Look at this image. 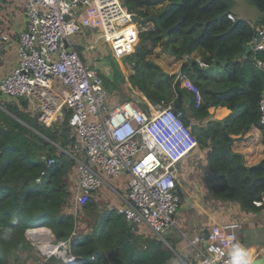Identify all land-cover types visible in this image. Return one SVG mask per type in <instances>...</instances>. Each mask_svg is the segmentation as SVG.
<instances>
[{"label":"trees","instance_id":"trees-1","mask_svg":"<svg viewBox=\"0 0 264 264\" xmlns=\"http://www.w3.org/2000/svg\"><path fill=\"white\" fill-rule=\"evenodd\" d=\"M248 1L260 11L254 22L241 15L235 20L229 18L228 14L234 11L228 0H124L129 10L141 16L160 14L162 25L172 28L163 37L152 24L140 31L135 50L124 56L133 69L129 81L142 92L144 100L173 101L177 100L178 91H182L187 99L194 98L191 108L199 119L211 117V107L230 110L222 119L210 118L207 125H193L191 129L199 144L209 147L206 155L209 190L222 200L238 201L246 212L264 211V158L248 165L242 153L229 147L226 133L242 138L253 127L264 133L259 105L264 91V69L254 65L256 57L264 60V50L242 54L256 29L264 27V0ZM162 4L165 6L152 13L154 6ZM158 47L184 59L179 72L169 73L153 58ZM195 50L201 51L207 66L190 56ZM180 75L187 76L199 89L198 104L196 94L188 93L181 85ZM119 76L125 83V76ZM102 77L107 90L112 84L118 85L108 78V72L102 73ZM136 96L132 100L147 107V102ZM2 102L0 236L5 230H11V236L8 240L0 239V264H23L24 253L32 256L35 245L26 230L39 226L51 228L57 240L68 241L69 250L79 257L76 264H172L179 253L176 243L167 236L164 240L156 234L150 237L138 233V228L132 230L116 207L101 206L90 197L79 213L67 209L72 194L69 172L75 162L67 153H58L54 142L67 147L75 140L70 136L68 121L48 126L22 111L18 102ZM182 118L189 125L185 114ZM51 157L55 161L48 164ZM78 216L85 227L89 226L88 230H76ZM28 236L31 238L30 230ZM39 264L67 263L51 256Z\"/></svg>","mask_w":264,"mask_h":264},{"label":"built area","instance_id":"built-area-1","mask_svg":"<svg viewBox=\"0 0 264 264\" xmlns=\"http://www.w3.org/2000/svg\"><path fill=\"white\" fill-rule=\"evenodd\" d=\"M5 1L24 3L27 24L18 34L0 30V51L15 47L18 52L14 69L0 73V93L31 98L37 119L47 125L70 113L68 126L85 153L84 157L70 154L77 172L71 196L73 208L80 209L107 183L106 177L127 174L128 192L118 211L132 230L146 225L163 238L164 231L178 226L175 215L184 201L178 189L176 165L198 147L197 136L184 122L182 110L175 109L174 100L162 99L147 108L134 100L109 106L102 74L85 62L72 42L73 36L95 30L118 55L125 56L135 49L140 34L133 19L135 12L124 0ZM228 16L236 19L233 13ZM249 43L254 52L264 50V27L256 29ZM254 65L263 70L264 60L256 57ZM185 86L196 92L199 103V89L189 80ZM259 105L264 124V91ZM54 161L51 157L48 164ZM241 227L238 220L213 222L207 237L195 235L190 240L196 249L194 261L231 264L232 246L242 245ZM29 239L38 244L44 259L56 256L67 264L79 260L69 250L67 240L54 237L51 245L55 247L45 251L39 239ZM199 242L203 247L197 245Z\"/></svg>","mask_w":264,"mask_h":264},{"label":"crops","instance_id":"crops-1","mask_svg":"<svg viewBox=\"0 0 264 264\" xmlns=\"http://www.w3.org/2000/svg\"><path fill=\"white\" fill-rule=\"evenodd\" d=\"M26 24H27V16L25 13V8H24L23 2H21V1L13 2V1L0 0V30L1 31H10L12 34L13 33L18 34L20 31H22L25 28ZM138 24H137V26H138ZM138 29H139V26H138ZM90 41L92 43H90ZM72 42H73L74 46L81 52V56L83 55L82 57L85 60V62L90 63L93 66H96L99 69L101 74L105 73L104 70L102 69L103 67H105V64H104L105 63L104 55H106L105 48H108V56L111 55L110 54V51H111L112 54H114V56L117 58L124 57V56L118 55L114 51L111 44L109 42L108 43L105 42V40L99 36V32L95 31V30L88 29V30L84 31L82 34H77V35L73 36ZM95 42L101 43L100 53H98L96 55H92L88 52L89 49H87V48H93ZM156 53L158 54V57H159V58H156V60L162 65V67L166 71H168L169 73L180 71V67L184 61L183 58L165 53V52L161 51L159 47H158V50ZM17 56H18V52H17V49L15 47H11L9 49L0 51V73L1 74L10 73L14 69V67L17 64ZM190 56L196 58L197 60H202V53L199 50H195L193 53L190 54ZM153 58L155 59V57H153ZM126 64H128L129 66H126ZM127 69H129V72L127 71ZM106 70L108 71V78L113 80V82H118V85L115 86L114 84H112L111 86L108 87V90H107L108 100H109L110 104H112L109 106H114L119 102H122L124 100H129V99H124V97L126 95L130 96L131 97L130 99L132 100V99H134V94H137L136 98H139L138 96H140L144 102H147V107H148V104L153 103V102H149V101L144 100L145 97L143 96L142 92L132 87V84L129 81L128 77H129L130 73L133 71V69L128 62L125 61L124 63H121V65L119 67H116V68L111 66L110 63H108V69H106ZM120 74H123L125 76V81H126L125 83L122 82V80L119 76ZM179 79H180L181 85L186 88L188 93H190V94H191V92L196 93L193 89L189 88L188 86H185L186 80L190 81V79L187 76L180 75ZM124 92H126V93H124ZM0 97H3V100H0V102H2L4 100L18 102L19 107L22 111L27 112L31 117L37 119V112H36V109L33 105V101L31 98H28V97L14 98V97H10L8 95L1 94V93H0ZM182 97H183L184 110H182V108H179V109L182 110L183 115L185 114V117L189 121L190 127L193 125H207L210 118L222 119L225 116H227V114L230 112V110L227 107H221V106L220 107H211L210 108L211 117L199 119V118L195 117V115L193 114V110L191 108L192 107L191 104H192L194 98L192 99V97H191L190 99H187L186 97H188V96H184L183 93H182ZM175 102H176V100H174V104H175ZM0 106H1V104H0ZM147 107H144V108H147ZM175 109L178 110V108H176V107H175ZM68 118H69V115H64L62 118L58 119L57 121H54V122L48 124V126L53 125V123L57 124V125L63 124L64 122H66V120L68 121ZM67 125H68V123H67ZM69 130H70V136L75 138V140L72 142V148L69 147V145H70L69 144L67 147L61 146L62 149L60 151L67 153L70 157H72V156L84 157L85 153H84L83 149L81 150V145H80V142H79L77 135L71 130L70 127H69ZM263 135H264V133L259 128L253 127L244 137H242V138L234 137L235 140L233 142V145H232L233 148L232 149L236 152L242 153L244 155L245 162L248 165L256 164L261 159L264 158ZM76 144H78V147H76ZM198 146H200V144ZM202 148L205 149L206 155H207V152H208L207 148L208 147L202 146ZM196 150L197 149H195L192 153H190L188 156H186L182 161H180L176 165V173H177L178 180H179L178 189L181 192L182 196H183V193L186 194L185 203L183 201V205L181 206V208L182 207H189L188 211H189V213H192V217H191L192 221L191 222L194 225V229H193L194 236L195 235H201V234H203L205 236V232H204L205 228H208V226L213 223L211 220L212 219L216 220L217 217L219 219L218 221H220V222L238 220L237 217H235L231 220H225L227 215H228L225 213V208L228 207L229 202H235L236 205H238L240 207V212L247 215L248 217H250V220H251V223H248V225L251 226L253 237L255 238V241L252 242L253 244L250 246V248H251V250H250L251 251V254H250L251 262L254 258H257V257L262 256V255L264 256V216H263L264 211L246 212L244 209H242V207L238 201L231 200V199H227V200L218 199V200H221L219 205L220 206L223 205V210L221 211L222 215L220 216V215L216 214L215 212H214L215 216L209 215V212L204 207V204H205V201H207L208 195L214 197L209 192V188L207 185V177H208V174L210 173V169L207 165V159H205V164H204L205 166L203 167V169L202 170L200 169L199 171L196 170L197 171L196 174L193 175L195 172V169H197V167H198L197 166V159L198 160L201 159L197 156ZM76 151L77 152L83 151L84 156H81V155L75 153ZM74 157H72L73 160H74ZM74 162H76V161L74 160ZM128 177H129V175L122 174L119 177L111 178V179H113L111 183L108 180V178H110V177H108V178L106 177L107 183L105 185H107L108 188L113 191L116 198L120 201L119 206H121L125 203L124 198L127 196V192H128ZM203 179H204L203 185H204L205 189L203 190L204 193L200 194V193H197L196 189L199 188L200 183ZM68 181H69V189L72 193V190L76 187V184H77V172L75 171V165L74 164H73V166L69 172ZM105 185L102 186L101 188H99L97 191H95L90 197L95 196L99 192L100 189L106 188ZM204 194L206 195V197L202 196ZM189 195H190V197L188 198ZM71 196H72V194L70 195V198H71ZM183 199H184V196H183ZM194 202H196L198 204L197 207L195 205H192ZM203 212L204 213L207 212V214H208L207 218ZM175 218H176V215H175ZM208 218H210V219H208ZM208 220H210V222ZM238 221H240V220H238ZM242 224H243V222H242ZM140 227L143 228V227H145V225H141ZM178 228H179V226H178ZM173 232L174 231L169 230V232L167 234L172 235ZM240 235H241V238L243 241L244 235H243L242 227L240 229ZM193 237H191V236L188 237L189 243H190V239H192ZM163 238L165 239V236ZM179 242H180V240L178 242H176L177 247H179ZM179 248H178V250L180 251ZM192 260H193V258L190 259V262H194V260L193 261ZM185 264H188V263L186 262Z\"/></svg>","mask_w":264,"mask_h":264},{"label":"rangeland","instance_id":"rangeland-1","mask_svg":"<svg viewBox=\"0 0 264 264\" xmlns=\"http://www.w3.org/2000/svg\"><path fill=\"white\" fill-rule=\"evenodd\" d=\"M228 1L231 4L230 7L234 11L233 14L235 16L241 15L242 17L248 19L249 21L254 22V20L257 18V15L260 14V11L256 8V6L253 3H251L250 1H248V0H228ZM164 6H165V4L154 6L153 9H151V11H152V13H157V11L160 8L164 7ZM138 26H139V30L140 31L146 30V29H148V28H150L152 26V22H149L147 25H144V23L138 24ZM90 43H92V42L90 41ZM100 46H101L100 42H95L93 48H87V49H89L88 52L90 54H92V55H96V54L100 53ZM157 50H158V48L156 49L155 54H154L155 60H156V58H159L158 54L156 53ZM105 51H106V55H104V58H105V63L104 64H105L106 68L105 67L102 68L105 73L108 72L106 70V69H108V63H110L111 66L116 68V67H119L121 65V63L125 62V57L117 58V57L114 56V54H112L111 51H110L111 55L108 56V48H105ZM126 66H129V65L126 64ZM129 69H127L128 72H129ZM0 100H3V97H0ZM1 103H3V102H1ZM108 105H112V104H110V102H109ZM54 145L56 147H58V153H59V151L62 149L61 144H59L58 142H56V143L54 142ZM69 147L72 148V143H70ZM196 149H197L196 150L197 156L199 158H201V159H199V160L197 159V166L198 167H197V169H195V172H194L193 175H195L196 172L199 171L200 169L201 170L203 169V167L205 166L204 164H205V159H206V156H205L206 155V151H205V149L202 148L201 145L198 146V148H196ZM207 149L209 150V147ZM75 153H77V154H79L81 156H84L83 151H80V152L76 151ZM108 180L111 183L113 179L108 178ZM203 184H204V179L201 181L199 188L196 189L197 193H200V194L204 193L203 190L205 189V187H204ZM105 187L106 188L100 189L99 192L95 196H93L92 198L95 201H97L101 206H105V207H109V208H111V207L118 208V206L120 205L119 204L120 201L116 198V196L113 193V191L110 190L107 185H105ZM209 192L215 198L208 195L207 196V201H205L204 207L209 212V215H214L215 216V213H216V214L221 216L222 215L221 211L223 210V205L220 206L219 203H220V201L222 199L218 200L220 198H217L210 190H209ZM183 196H184V203H185L186 194L183 193ZM202 196L206 197L205 194L202 195ZM189 197H190V195L188 196V198ZM192 205H195L196 207L198 206V204L196 202H194ZM67 206H68L67 209H69V210L73 209V210H75L78 213L81 210V209L80 210L79 209H77V210L74 209L73 205L71 203H70V205L68 203ZM67 209L65 208L66 211H68ZM188 209H189V207H182V208H180L177 211L176 219H177V224H178L179 228H178V226H175L173 228H168L167 231L163 232V236H167V238L171 239V241H174L175 243L180 240V242H179V247L180 248L177 247V246H176V248H177V250H178V248L180 249V251L179 250L178 251H179V253L181 255L178 253V257L174 258L172 264H179V263L185 264L186 261L184 259H186V260H188L190 262L191 258H193V260H194V257H195V254H196V249L191 245V243H189V239H188V237H190V236L193 237L194 236V233H193L194 225L191 222L192 221L191 220L192 213H189ZM225 213L228 214L225 220H231V219L237 217L238 220L243 222L242 231H243L244 237H243L242 245L245 246L249 250V253L251 254L250 246L253 244L252 242L255 241V238L253 237L251 226L248 225V223H251L250 217H248L247 215L241 213L240 212V207L238 205H236L235 202H229L228 203V207L225 208ZM204 214L206 215V218H207L208 217L207 212L204 213ZM208 219H210V218H208ZM78 220H79V222H78V229H76L77 231H85V230L89 229V226L85 227L83 219H81L79 216H78ZM218 220L219 219L217 217L216 220L212 219L211 221L212 222H214V221L215 222H220ZM208 221L210 222V220H208ZM39 227L40 228H48L46 226H39ZM33 228L34 229H39L37 227H33ZM169 230L174 231L175 233L173 232L172 235H168L167 233L169 232ZM51 233H52L53 238H54V236H55L54 233L53 232H51ZM138 233H143L144 235L150 236V237L151 236H155L154 233L152 232V230L146 225L143 228L139 227ZM27 234H28V231H27ZM30 236L32 238V229L30 230ZM240 237H241V235H240ZM53 238H51V239H53ZM241 240H242V238H241ZM35 245L36 246L33 249L32 256H28L27 257L26 253L23 254V261H24L23 264H39L41 262V260H44L43 253L41 252V250L38 249V244H35ZM197 245H199L200 247H203V243H201V242H199Z\"/></svg>","mask_w":264,"mask_h":264},{"label":"water","instance_id":"water-1","mask_svg":"<svg viewBox=\"0 0 264 264\" xmlns=\"http://www.w3.org/2000/svg\"><path fill=\"white\" fill-rule=\"evenodd\" d=\"M133 19H134L135 22H137L139 24L152 22V24H155V26L162 32V36L163 37H167L169 32H170V30L172 29V28H165L162 25V23L160 21V14L150 15V16H141V15L135 13V14H133ZM251 51H252V47H251L250 43L248 42L245 45V52L242 53V54H245V53H248V52H251ZM174 106L176 108H178V109L183 107L182 91H178L177 100H176ZM226 135H227V137L229 139V147H231L233 142H234V140H235V138L233 136L228 135L227 133H226ZM37 228H40V227H37ZM31 229H34V228H29V229L26 230L27 237H29L28 234H27V231H29ZM49 230H50V232H52L51 228H49ZM204 232H205V236L207 237L208 233H209L208 232V228H205ZM204 244H206V242ZM263 262H264V256L263 255L259 256L257 258H254L252 260L253 264H263Z\"/></svg>","mask_w":264,"mask_h":264},{"label":"clouds","instance_id":"clouds-1","mask_svg":"<svg viewBox=\"0 0 264 264\" xmlns=\"http://www.w3.org/2000/svg\"><path fill=\"white\" fill-rule=\"evenodd\" d=\"M10 236L11 230H5L2 236H0V239L8 240L10 239ZM230 255L231 264H251L249 250L239 243H236L232 246Z\"/></svg>","mask_w":264,"mask_h":264},{"label":"bare ground","instance_id":"bare-ground-1","mask_svg":"<svg viewBox=\"0 0 264 264\" xmlns=\"http://www.w3.org/2000/svg\"><path fill=\"white\" fill-rule=\"evenodd\" d=\"M32 238L39 239L41 241V246L45 251L51 250L55 247L51 245L53 240L51 238H53V235L49 228L32 229Z\"/></svg>","mask_w":264,"mask_h":264}]
</instances>
